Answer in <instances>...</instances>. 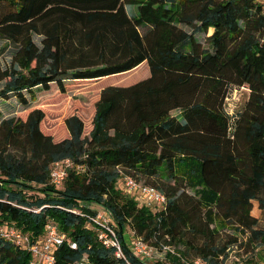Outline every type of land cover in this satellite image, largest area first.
Returning a JSON list of instances; mask_svg holds the SVG:
<instances>
[{
    "label": "trees",
    "instance_id": "obj_1",
    "mask_svg": "<svg viewBox=\"0 0 264 264\" xmlns=\"http://www.w3.org/2000/svg\"><path fill=\"white\" fill-rule=\"evenodd\" d=\"M1 2L0 36L17 50L0 68V99L23 110L0 121V227L36 240L56 225L65 242L55 264H145L125 228L170 264L187 250L200 264H221L232 242L219 235L229 227L264 247L253 212H264L263 0ZM141 69L127 85L94 90ZM241 88L247 99L231 117L225 101ZM71 90L78 94L55 111L65 116L54 132L59 119L43 104ZM66 159L55 187L51 165ZM124 177L153 186L165 206L140 205ZM99 211L110 215L123 258L87 227ZM30 261L0 237V264Z\"/></svg>",
    "mask_w": 264,
    "mask_h": 264
},
{
    "label": "built area",
    "instance_id": "obj_2",
    "mask_svg": "<svg viewBox=\"0 0 264 264\" xmlns=\"http://www.w3.org/2000/svg\"><path fill=\"white\" fill-rule=\"evenodd\" d=\"M264 2V0H263ZM71 167L69 160H62L51 165L49 181L55 187H60L67 176V170ZM122 188L129 196L134 197L140 205L150 209H161L165 206L166 198L153 186L136 181L132 177H124ZM87 227L97 233L98 240L107 248H112L117 257L123 258L122 244L115 225L106 212L99 211L95 216H88ZM44 235L32 240L27 234L21 233L15 227H0V237L11 242L15 246L28 251L31 255L30 264H55V250L65 242V237L59 233L56 225L47 224ZM70 248H76V244L70 242ZM132 254L145 264H153V250L146 245L141 238L132 237L128 243Z\"/></svg>",
    "mask_w": 264,
    "mask_h": 264
},
{
    "label": "rangeland",
    "instance_id": "obj_3",
    "mask_svg": "<svg viewBox=\"0 0 264 264\" xmlns=\"http://www.w3.org/2000/svg\"><path fill=\"white\" fill-rule=\"evenodd\" d=\"M128 11L131 13L132 8H127ZM2 2L0 0V13H2ZM211 30L208 31L207 36L211 34ZM200 42L204 41L205 34H198L197 35ZM40 37L33 36V41L39 45ZM17 50V45H15L12 42L7 41L4 37L0 36V68L4 69L9 67L11 63V59L14 55V53ZM143 69L139 70L137 73L128 74L124 77H116V78H110L107 80H101L94 84V90L102 87V86H109L112 85L111 83H124L127 85V83H131L135 81L138 77H140V73ZM2 84L0 83V88ZM77 92L75 90H71L67 93L66 96L60 97L54 101L45 102L43 104L44 108H47L51 112H55L63 107V99L66 97H73L77 96ZM248 96V92L246 89H235L229 92L225 108L228 114L231 117H234L236 111H240L243 107L244 102L246 101ZM23 110V107L17 102V100L14 97H11L7 100L0 99V121L3 119L16 117L18 114H20ZM55 116L51 115L50 117L58 118L59 122L56 123V127H54V132L60 133V125L61 120L65 116L63 114L59 118V114L54 113ZM45 130V128H44ZM144 182V180H141ZM189 193H191L188 190ZM28 195H39V193H32L28 192ZM253 212L257 216V227L260 229H264V212H256V210H253ZM124 235L127 238V240H131V231L129 228L124 229ZM219 237L221 240H223L224 243L232 242L228 245V249L226 250L227 257L222 261L221 264H246L247 262H255V264H264V247L259 245L258 243H251L248 241V236L244 233L235 231L232 227L225 228L224 230L220 231ZM236 240V242H233ZM173 249V247H170ZM181 250H183L180 247ZM175 254L176 251L174 252ZM221 259V258H220ZM182 264H200L199 259L196 256V254L192 250H187L185 252V255L180 258ZM153 263L155 264H170L168 259L165 258V252L162 251H155L153 254Z\"/></svg>",
    "mask_w": 264,
    "mask_h": 264
},
{
    "label": "crops",
    "instance_id": "obj_4",
    "mask_svg": "<svg viewBox=\"0 0 264 264\" xmlns=\"http://www.w3.org/2000/svg\"><path fill=\"white\" fill-rule=\"evenodd\" d=\"M132 236V235H131ZM130 241V240H129Z\"/></svg>",
    "mask_w": 264,
    "mask_h": 264
}]
</instances>
